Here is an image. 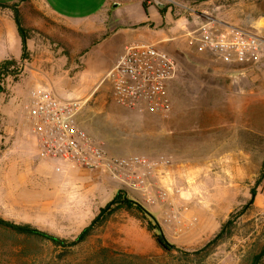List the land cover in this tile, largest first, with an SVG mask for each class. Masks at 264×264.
<instances>
[{"label":"rangeland","instance_id":"374dc122","mask_svg":"<svg viewBox=\"0 0 264 264\" xmlns=\"http://www.w3.org/2000/svg\"><path fill=\"white\" fill-rule=\"evenodd\" d=\"M132 1L144 14L146 1L175 20L218 21L264 37V0L122 3ZM18 10L30 51L25 63L20 59L13 73H5L0 93V218L69 242L123 191L156 219L176 249H161L136 209H119L71 249L0 227V264H252L264 249V179L256 186L264 162V62L232 73L196 53L161 46L177 63L167 87L171 109L142 113L118 104L107 81L97 86L113 67L105 70L112 57L82 72L83 49L104 34H86L52 18L40 0H24ZM139 42L147 41L141 36ZM41 80L58 97L84 102L78 121L105 141L108 155L140 163L121 180L100 169L71 168L54 177L35 173L28 157L37 144L25 105ZM255 187L253 203L231 233L193 254L250 203Z\"/></svg>","mask_w":264,"mask_h":264},{"label":"built area","instance_id":"2783aa9c","mask_svg":"<svg viewBox=\"0 0 264 264\" xmlns=\"http://www.w3.org/2000/svg\"><path fill=\"white\" fill-rule=\"evenodd\" d=\"M188 37L198 56L217 63L226 72L238 73L264 62V37L250 30L210 21ZM176 71V60L169 52L137 41L124 46L103 81L110 84L118 104L142 113H167L171 109L167 87ZM83 105L80 99L58 97L46 84L33 87L25 109L32 122L38 158L86 170L100 169L112 179L121 180L123 172L140 160L108 155L105 141L79 123Z\"/></svg>","mask_w":264,"mask_h":264},{"label":"crops","instance_id":"0c3cea01","mask_svg":"<svg viewBox=\"0 0 264 264\" xmlns=\"http://www.w3.org/2000/svg\"><path fill=\"white\" fill-rule=\"evenodd\" d=\"M40 1L52 18L86 34H104L100 40L83 49L84 53H82L81 58L84 69L82 72H85L88 66L96 61L100 60L102 64V61L108 62L111 57L113 60L105 67V70L112 65L114 66L122 54L124 46L139 42L141 36L147 41L146 43L162 46L171 53L181 50L194 54L195 45L191 43L188 35L204 24L199 19L194 18L191 20H184L183 18L175 20L170 11L162 13L160 8L150 2L147 12L144 14L141 7L136 6L133 1L128 3L130 5L128 7L122 3V0ZM21 2L22 0H0L1 4L8 6L18 5ZM153 8H155V12ZM96 21H102L101 25L90 29L82 28V25L92 24ZM176 39L181 42L175 44L173 40ZM29 43L30 39L27 42L28 51H30ZM21 55L22 44L13 13L8 8H0V65L6 60L20 62ZM101 75L100 80L96 83L97 86L106 74L102 73ZM37 84H44V81ZM31 153L28 157L30 158L28 161L29 167L33 168L35 173L43 176L54 177L66 172L67 169H81L61 164L58 161L41 160L37 156V148L34 151L32 150ZM58 167L60 170L56 171Z\"/></svg>","mask_w":264,"mask_h":264},{"label":"trees","instance_id":"16d2710c","mask_svg":"<svg viewBox=\"0 0 264 264\" xmlns=\"http://www.w3.org/2000/svg\"><path fill=\"white\" fill-rule=\"evenodd\" d=\"M142 7L146 12L148 8V4L146 3V1L142 2ZM0 8H8L13 13L14 21L16 23L18 34L20 36L21 44H22L21 61L24 62L28 59L27 42L29 40V35H28L27 30L23 27V18L18 10V5L8 6L6 4L0 3ZM16 64L17 62L15 60H6L1 63L0 65V93L3 92L2 86L5 81V73L10 71V68ZM263 179H264V162L262 164L261 173L256 182V186H258ZM255 196H256V187L251 190L250 203L244 206L237 215L235 214V215L230 216V218L222 225L218 234L210 242H208L202 249L193 252V254L199 255L200 253H203L210 247L218 244L226 236H228L231 233V229L236 223L235 219L249 208V206L253 203ZM119 209H127V210L136 209L143 216V218L147 220L148 231L152 234V237L155 240L156 244L165 251H172L176 249L175 245L171 244L167 240L166 236L164 235L156 219L146 209H144L140 204L128 198L124 194L123 191H118L115 194L113 200L109 202L105 207L100 209L98 215L93 219V221L86 228H84L74 240L69 241V242L66 240H62L47 232L35 229L29 225H18L10 221L4 220L2 218H0V227H3L4 229H7V230H11L20 235H24L27 237H34V238H37L43 241L50 242L55 246H60L63 248L71 249L83 243L84 241H86L87 238L94 232V228L96 226H102L107 221V219ZM263 257H264V249L262 250L260 254H258L257 256L253 258L252 264H259Z\"/></svg>","mask_w":264,"mask_h":264}]
</instances>
